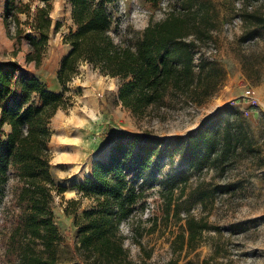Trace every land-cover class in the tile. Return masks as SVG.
<instances>
[{"label": "trees", "instance_id": "16d2710c", "mask_svg": "<svg viewBox=\"0 0 264 264\" xmlns=\"http://www.w3.org/2000/svg\"><path fill=\"white\" fill-rule=\"evenodd\" d=\"M32 1L4 0L3 20L8 26V17L12 16L15 29L12 34L8 30L9 36L18 43L27 42L25 61L38 66L51 31L49 11L53 0H36L42 6L35 8L30 22L35 35L24 34L17 17L20 12L29 15ZM146 1L153 8L159 5V0ZM68 2L71 25L63 34V42L69 51L56 72L60 91L49 89L20 63L0 61V190L14 182L10 189L15 219L11 242L19 264L56 261L53 251L60 236L53 208L65 187L51 174L50 121L72 104L67 84L81 64L113 78L114 104L134 116L179 99L201 106L215 95L225 76L214 62L197 54L200 41L210 40L208 0H182L159 20L149 19L133 38H115L120 18L110 9L113 0ZM255 17L258 28L264 30V16ZM58 27L57 22L55 29ZM223 111L226 118L221 132L210 117L173 141L136 133L116 135L107 160L93 162L84 181L75 185L78 197L67 200L73 208L64 209L75 216L77 234L72 247L76 264H137L128 258L120 227L149 187L147 174H153L149 177L156 180L153 170L163 158L174 155L188 168L224 167L229 155L245 149L244 122L233 108ZM135 177H141L142 183L137 184ZM165 190L163 200L169 209L174 187L167 185ZM83 199L88 205L76 215ZM208 227L206 222L188 218L187 234H177L172 249L188 247ZM38 243L45 255L35 250ZM167 264L177 263L169 260Z\"/></svg>", "mask_w": 264, "mask_h": 264}, {"label": "rangeland", "instance_id": "374dc122", "mask_svg": "<svg viewBox=\"0 0 264 264\" xmlns=\"http://www.w3.org/2000/svg\"><path fill=\"white\" fill-rule=\"evenodd\" d=\"M208 1L210 40L200 41L197 54L214 62L225 76L215 95L203 105L179 99L149 109L143 116H134L120 104H114L115 80L90 65L81 64L78 73L68 82L67 94L71 95L72 104L66 111L59 110L50 121L51 174L65 187L62 198H56L53 208L60 236L53 251L55 264L77 262L72 247L77 234L75 216L66 214L64 209L73 208L67 200L78 197L75 185L84 181L95 160L108 156L118 133L173 141L210 117L221 132L225 108H233L245 123L253 105H248V114L241 113V105L247 106L243 96L255 82L262 85L264 94V30L258 28L255 19V16H264V0ZM3 3L0 0V61H16L49 89L60 91L56 72L69 51L63 42V34L71 25L68 0L52 1L51 31L38 66L25 61L27 42L18 43L9 36L8 30L12 34L15 25L12 16L8 17V26L5 24ZM181 3L182 0H159L158 7L153 8L146 0H113L110 9L120 18L114 30L115 38L136 37L149 19L159 20ZM39 6H42L39 1H32L29 15L17 14L24 34L35 35L30 22ZM57 22L59 27L55 29ZM233 99L238 102L231 104ZM259 99L264 105L260 95ZM258 118L262 120L261 128L244 125L245 149L229 155L223 163L225 168L223 165L188 168L174 155L163 158L153 170L156 180L149 177L153 174H147L149 187L120 227L123 247L131 261L137 264H167L169 260L177 264H264V114ZM134 180L142 183L141 177ZM13 184L0 190V264H19L11 242L15 226L14 206L10 201ZM167 185L174 187V200L169 209L163 200ZM87 205L88 200L83 199L75 214L80 215ZM188 218L206 222L209 227L188 247L175 251L171 244L177 234H187ZM34 247L45 255L39 243Z\"/></svg>", "mask_w": 264, "mask_h": 264}, {"label": "crops", "instance_id": "0c3cea01", "mask_svg": "<svg viewBox=\"0 0 264 264\" xmlns=\"http://www.w3.org/2000/svg\"><path fill=\"white\" fill-rule=\"evenodd\" d=\"M239 73L241 74V72H239ZM242 76H243V74H242ZM252 88H254L258 92L260 97L264 100V94H263V91H262V85L260 83L255 82L254 86H252ZM230 101H231L230 102L231 104H235V103L238 102L237 99H233V100H230ZM251 110H252L251 111L252 114H251V116L246 117V120H245V123H244L245 126L247 128H251V129L252 128H254V129L261 128L260 126H261L262 120H260L258 117H259L260 114H264V105H261L259 109H254L253 108ZM248 113H249V111H248ZM252 131H253V133L255 132L254 130H252ZM107 158H108V156H106L103 160H107ZM183 165H186V167H187V164H183Z\"/></svg>", "mask_w": 264, "mask_h": 264}, {"label": "built area", "instance_id": "2783aa9c", "mask_svg": "<svg viewBox=\"0 0 264 264\" xmlns=\"http://www.w3.org/2000/svg\"><path fill=\"white\" fill-rule=\"evenodd\" d=\"M243 103L247 102V106L241 105L240 112L248 114V105H253L252 108L259 109L261 106L259 95L254 88H251L244 96H243Z\"/></svg>", "mask_w": 264, "mask_h": 264}]
</instances>
